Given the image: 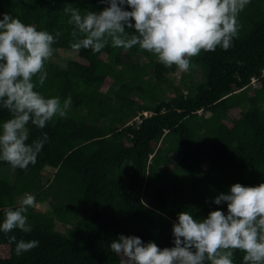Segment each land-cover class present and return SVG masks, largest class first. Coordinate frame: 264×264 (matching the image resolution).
<instances>
[{"label": "trees", "instance_id": "obj_1", "mask_svg": "<svg viewBox=\"0 0 264 264\" xmlns=\"http://www.w3.org/2000/svg\"><path fill=\"white\" fill-rule=\"evenodd\" d=\"M67 5L82 13L108 6L0 0V19L9 13L38 30L61 32L37 90L71 100L67 118L55 117L43 129L29 123L28 143L48 135L34 165L13 168L0 160V223L4 209L18 207L25 193L37 202L27 213L31 232L0 231V264H120L110 249L119 235L173 247L178 213L194 219L216 209L227 213L226 202L214 203L217 195L234 183H264V0H251L239 14L232 47L192 58L205 74L196 82L187 75L172 81L176 67L138 46L73 49ZM166 85L174 87L169 94ZM9 115L0 108V122ZM10 236L39 246L17 256ZM243 255L236 251L234 264H243Z\"/></svg>", "mask_w": 264, "mask_h": 264}, {"label": "clouds", "instance_id": "obj_2", "mask_svg": "<svg viewBox=\"0 0 264 264\" xmlns=\"http://www.w3.org/2000/svg\"><path fill=\"white\" fill-rule=\"evenodd\" d=\"M108 6L99 11L81 12L67 5L63 12L73 26L71 47L98 53L113 48L139 49L153 54L167 68L186 72L193 57L228 50L239 37V14L251 0H100ZM125 5L131 10H127ZM128 29H132L130 33ZM55 35L38 30L9 13L0 19V108L9 118L0 122V160L13 168L34 165L47 133L28 143L31 123L43 129L55 117L67 118L70 98L46 97L37 90L47 77L46 62L54 54ZM148 116V115H147ZM227 204V213L210 211L206 218L178 213L172 226L174 246L160 248L135 235H119L110 243L120 264H234L236 251L243 264H264V183L245 186L234 183L228 194L220 193L214 203ZM33 194L25 193L16 208L4 209L0 231L31 232L27 213L36 206ZM145 206H147L145 204ZM17 256L39 246L38 240H17Z\"/></svg>", "mask_w": 264, "mask_h": 264}, {"label": "rangeland", "instance_id": "obj_3", "mask_svg": "<svg viewBox=\"0 0 264 264\" xmlns=\"http://www.w3.org/2000/svg\"><path fill=\"white\" fill-rule=\"evenodd\" d=\"M152 75L153 74H150L149 73V75L146 78V81H149V80L153 79V76ZM183 75H187L188 77H190V79L193 82H196L198 80L204 79V75L205 74L203 73L202 67L195 65L193 63V61H192L190 69L188 71H186V72L180 71L179 69L175 68L173 70V72L170 73V79L172 81H175L176 79L179 80V78H181ZM165 90H166V94H169V93H171L174 90V87H169L168 85H166L165 86ZM134 96L136 98H138L141 95L139 93H136V94H134ZM205 113L207 115H210L211 114L210 111H205ZM46 170H47V176H50L51 177L53 175V170L50 167H48ZM7 175L8 176H11L12 175V170H8L7 171ZM23 197H24V195L19 197V199H18L19 202L22 200ZM40 206L43 209H46V208L49 207V203H48V201H43L42 203H40ZM66 225L67 224H65L64 222H58L57 228L60 229V230H65V228L67 227Z\"/></svg>", "mask_w": 264, "mask_h": 264}, {"label": "built area", "instance_id": "obj_4", "mask_svg": "<svg viewBox=\"0 0 264 264\" xmlns=\"http://www.w3.org/2000/svg\"><path fill=\"white\" fill-rule=\"evenodd\" d=\"M144 114H145V115H149V114H151V112H149V111H145ZM139 121H142V117L139 118Z\"/></svg>", "mask_w": 264, "mask_h": 264}]
</instances>
